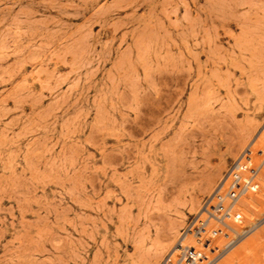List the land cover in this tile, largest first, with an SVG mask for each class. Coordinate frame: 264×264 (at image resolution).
I'll return each mask as SVG.
<instances>
[{
  "label": "rangeland",
  "instance_id": "374dc122",
  "mask_svg": "<svg viewBox=\"0 0 264 264\" xmlns=\"http://www.w3.org/2000/svg\"><path fill=\"white\" fill-rule=\"evenodd\" d=\"M254 137L264 0H0V264H160Z\"/></svg>",
  "mask_w": 264,
  "mask_h": 264
},
{
  "label": "built area",
  "instance_id": "2783aa9c",
  "mask_svg": "<svg viewBox=\"0 0 264 264\" xmlns=\"http://www.w3.org/2000/svg\"><path fill=\"white\" fill-rule=\"evenodd\" d=\"M264 163V142L254 137L232 161L228 170L208 194L200 208L181 231L180 239L160 264H215L241 240L249 227L240 228L238 203L241 196L258 183L256 178Z\"/></svg>",
  "mask_w": 264,
  "mask_h": 264
},
{
  "label": "bare ground",
  "instance_id": "6f19581e",
  "mask_svg": "<svg viewBox=\"0 0 264 264\" xmlns=\"http://www.w3.org/2000/svg\"><path fill=\"white\" fill-rule=\"evenodd\" d=\"M263 182H264V181H263ZM259 187H260V185L256 186V190L259 189ZM246 194H247V195L245 196V199L250 201L251 198L253 197V190H247V191H246ZM238 209H239V210L242 209L241 203H238ZM189 239H190V243H191V242H192V239H191V238H189ZM232 254H233V253H232ZM232 254H231V255H232Z\"/></svg>",
  "mask_w": 264,
  "mask_h": 264
}]
</instances>
